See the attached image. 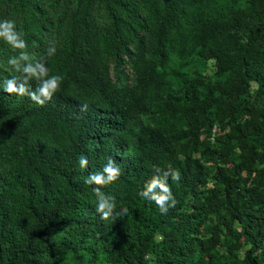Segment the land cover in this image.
Segmentation results:
<instances>
[{"label":"trees","instance_id":"1","mask_svg":"<svg viewBox=\"0 0 264 264\" xmlns=\"http://www.w3.org/2000/svg\"><path fill=\"white\" fill-rule=\"evenodd\" d=\"M69 16L51 57L39 16L24 38L63 78L52 99L0 89V264H264V109L247 98H264V0H76ZM175 56L214 73L189 80ZM109 158L120 176L101 189L116 204L105 221L85 180ZM169 164L181 179L162 214L140 192Z\"/></svg>","mask_w":264,"mask_h":264},{"label":"clouds","instance_id":"2","mask_svg":"<svg viewBox=\"0 0 264 264\" xmlns=\"http://www.w3.org/2000/svg\"><path fill=\"white\" fill-rule=\"evenodd\" d=\"M0 39L4 40L14 50H20L19 55L8 59L7 63L20 75L5 77L0 80V89L8 94L27 96L35 103L43 106L51 100L53 95L59 91L62 83V76L59 74L49 75L44 59H34L25 50L27 42L23 38V33L17 31L16 23L13 20H0ZM55 41H50L47 48V56L51 57L56 53ZM35 80L37 86L32 90L31 81ZM82 112L87 111V105L81 107ZM78 164L81 169L87 168L88 158L81 154L78 157ZM120 176V168L111 158L103 165L102 171L91 173L85 180L86 184L96 185L93 190L97 197L96 211L102 220H108L116 207L115 198L106 195L101 189L117 180ZM169 178L173 182H179L181 173L178 169H173L171 164L166 169L157 167L152 177L146 181L144 189L140 192L143 198L151 200L159 208L162 214H166L170 208L177 204L169 186ZM128 209L124 207L119 213L120 216L126 214Z\"/></svg>","mask_w":264,"mask_h":264},{"label":"rangeland","instance_id":"3","mask_svg":"<svg viewBox=\"0 0 264 264\" xmlns=\"http://www.w3.org/2000/svg\"><path fill=\"white\" fill-rule=\"evenodd\" d=\"M76 6V0H29L27 8H21L19 0H0V20L9 19L16 23V29L23 33V38L28 35L33 25L40 17L47 26L45 35L52 41H55V46L62 48L67 43L69 31L71 29V19L69 11ZM37 16V17H36ZM39 16V17H38ZM96 17L99 24H105L108 22V14L104 10H96ZM30 56L34 57L35 46L27 42V48L25 49ZM20 50H14L4 40L0 39V69L10 74L12 67L7 63L8 59L19 55ZM171 69H180L189 73V80H192L196 75H213L214 68L211 62L206 66L194 67L191 63H183L179 57L175 56L170 65ZM188 83L183 79L175 78L172 84L173 95L177 98L180 105H185L190 99V93L186 88ZM248 103L259 109H264V98L257 96L256 91L252 90L247 96ZM162 118V116H159ZM146 122L154 126L156 123L150 116L145 117ZM222 132L227 131L228 128H222ZM218 133V130L214 128V137ZM200 157L204 163H209L206 155L201 156L200 153L196 154ZM248 247V245H245ZM220 254L225 252V248H220ZM83 264H91L89 261ZM98 264H110L108 262H98Z\"/></svg>","mask_w":264,"mask_h":264}]
</instances>
